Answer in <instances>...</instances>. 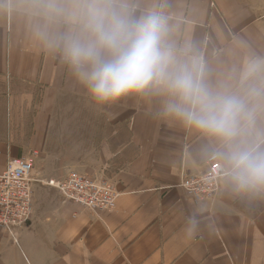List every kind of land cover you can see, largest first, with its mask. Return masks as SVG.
<instances>
[{
  "label": "crops",
  "instance_id": "obj_1",
  "mask_svg": "<svg viewBox=\"0 0 264 264\" xmlns=\"http://www.w3.org/2000/svg\"><path fill=\"white\" fill-rule=\"evenodd\" d=\"M35 3L0 0V173L34 157L30 215L16 242L0 228V264H264V197L237 196L225 176L212 198L179 186L182 174L207 170L217 140L168 114V97L152 88L93 105L51 46L70 26L29 10ZM127 3L162 12L178 55H195L212 86L264 57V0ZM70 172L110 179L115 207L86 209L42 182Z\"/></svg>",
  "mask_w": 264,
  "mask_h": 264
},
{
  "label": "clouds",
  "instance_id": "obj_2",
  "mask_svg": "<svg viewBox=\"0 0 264 264\" xmlns=\"http://www.w3.org/2000/svg\"><path fill=\"white\" fill-rule=\"evenodd\" d=\"M29 10L70 27L49 37L97 108L152 88L166 112L214 137L226 183L237 196L264 197V57L249 56L231 85L212 86L197 57L182 59L166 16L137 14L127 0H37ZM193 218L187 230L194 234Z\"/></svg>",
  "mask_w": 264,
  "mask_h": 264
},
{
  "label": "built area",
  "instance_id": "obj_3",
  "mask_svg": "<svg viewBox=\"0 0 264 264\" xmlns=\"http://www.w3.org/2000/svg\"><path fill=\"white\" fill-rule=\"evenodd\" d=\"M34 172L32 155L10 160L0 173V228L15 242V229L29 218L32 205L31 184ZM224 170L214 153L208 158L207 170L190 176L182 174L179 186L194 199L212 198ZM43 183L56 188L64 201L89 210H111L115 207L118 192L106 177L70 172L62 180L48 179Z\"/></svg>",
  "mask_w": 264,
  "mask_h": 264
},
{
  "label": "rangeland",
  "instance_id": "obj_4",
  "mask_svg": "<svg viewBox=\"0 0 264 264\" xmlns=\"http://www.w3.org/2000/svg\"><path fill=\"white\" fill-rule=\"evenodd\" d=\"M21 227V226H20ZM17 228H19V227H17Z\"/></svg>",
  "mask_w": 264,
  "mask_h": 264
}]
</instances>
